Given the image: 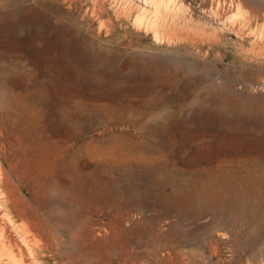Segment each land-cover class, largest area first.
Segmentation results:
<instances>
[{
    "label": "rangeland",
    "instance_id": "1",
    "mask_svg": "<svg viewBox=\"0 0 264 264\" xmlns=\"http://www.w3.org/2000/svg\"><path fill=\"white\" fill-rule=\"evenodd\" d=\"M0 168L33 264H264V0H0Z\"/></svg>",
    "mask_w": 264,
    "mask_h": 264
},
{
    "label": "bare ground",
    "instance_id": "2",
    "mask_svg": "<svg viewBox=\"0 0 264 264\" xmlns=\"http://www.w3.org/2000/svg\"><path fill=\"white\" fill-rule=\"evenodd\" d=\"M220 2H222V1H220ZM147 25H148V23H147ZM146 29H147V27H146ZM144 36H146V35H144ZM83 52H85V53L88 52L89 53V48L84 49ZM116 52H118V51H116ZM118 54H120V53L118 52ZM116 58H117V56H116ZM93 59L100 65H105L107 63L105 59L102 60V61H99V59H96V57H94ZM114 59H115V57H114ZM141 67L143 68L144 72H148L149 73V72H152L154 70H162L164 68V64L156 63L155 61H148V62H145V64H142ZM177 71L178 70L176 68L172 69V74L175 75ZM148 77H149V75H148ZM157 128L158 127H154V129H157ZM144 146H145V144H144ZM143 147H141L139 145L138 148L137 147H135V148H137V150L141 152L142 149H145ZM149 151H151L150 153H154L153 152L154 151L153 148H151V150H149ZM136 154L138 156H137V158H135V161L139 164L140 167L144 168V167H147V166H151V165H153V164H155L157 162L161 163V161H158L160 159L158 157L142 156L140 153H136ZM161 167L163 168L162 165H161ZM2 171L3 170L0 168V179L1 178L9 179L8 178L9 176L7 177V175L5 173H3ZM6 181H4V182H6ZM220 183H221V180L218 179V177H215V179L210 180V181L202 182L201 184H202L203 189H202L201 193H206V191H207L209 186H211V185H220ZM8 205H9V201L6 202V204H2L0 202V210L4 209V212H5L2 216H0V264H5L3 260L6 259V258L9 259V260H12L11 263H13V264H33L34 262H37L39 260V255H37L39 253L38 251H50L52 253V247L45 243V244H42L39 247L40 250L29 251V254H30V257H31L32 260H31V262L27 261L26 249H27L28 241H27L26 237L23 234L18 233V232H20L18 229L13 228V221L8 215V211L11 210L8 207ZM23 231H25V230H23ZM259 259H261V258H259Z\"/></svg>",
    "mask_w": 264,
    "mask_h": 264
}]
</instances>
